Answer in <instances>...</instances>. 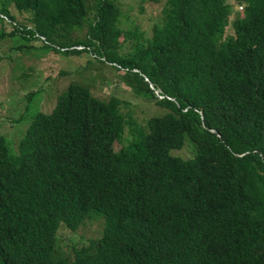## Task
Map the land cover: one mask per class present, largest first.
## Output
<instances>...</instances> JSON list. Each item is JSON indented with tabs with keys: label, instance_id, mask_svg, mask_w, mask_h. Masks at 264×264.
I'll use <instances>...</instances> for the list:
<instances>
[{
	"label": "trees",
	"instance_id": "16d2710c",
	"mask_svg": "<svg viewBox=\"0 0 264 264\" xmlns=\"http://www.w3.org/2000/svg\"><path fill=\"white\" fill-rule=\"evenodd\" d=\"M149 1L144 37L115 0L0 6L15 49L124 73L109 95L72 82L49 111L27 105L17 146L0 129V264H264V0ZM120 83L164 110L137 122ZM96 217L98 237L62 248Z\"/></svg>",
	"mask_w": 264,
	"mask_h": 264
},
{
	"label": "rangeland",
	"instance_id": "374dc122",
	"mask_svg": "<svg viewBox=\"0 0 264 264\" xmlns=\"http://www.w3.org/2000/svg\"><path fill=\"white\" fill-rule=\"evenodd\" d=\"M5 1L0 0V6L4 5ZM115 2L120 9L119 26L124 29L136 28L144 37L150 33L151 26L159 22L160 4L149 0H115ZM236 9L240 10L241 6H236ZM12 11L18 20H26L25 12L19 14L13 8ZM9 26L8 22L2 26L0 21V31L8 29ZM84 32L85 29L78 34L83 35ZM14 44L10 37L0 40V129L15 146L27 125L31 106L34 107L32 110L49 111L56 102L57 94L72 82L90 87L99 95H109L114 89L119 74H124L123 71L115 70L107 63L89 61L91 58L85 54L66 55L53 51L40 52L32 48L20 50L15 49ZM29 44L38 45V42L30 41ZM122 49L125 51L126 47ZM120 86L122 87L120 95L125 99L122 111L135 118L137 122L141 123L145 117L159 114L164 110L154 101L135 95L127 86L121 83ZM32 93L36 94L31 98ZM27 105L31 106L26 110ZM130 127V124L125 126V135L129 138L132 136ZM121 145L123 142H115L116 148ZM172 151L184 157L192 155L189 146L174 148ZM102 227L103 218L96 217L75 231L66 228L60 230V239L68 245V247L62 245V248L71 251V248L87 244L89 238L100 235Z\"/></svg>",
	"mask_w": 264,
	"mask_h": 264
}]
</instances>
